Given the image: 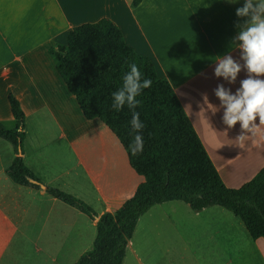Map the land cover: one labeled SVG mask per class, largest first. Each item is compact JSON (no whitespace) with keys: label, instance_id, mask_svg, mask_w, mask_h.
I'll return each mask as SVG.
<instances>
[{"label":"crops","instance_id":"1","mask_svg":"<svg viewBox=\"0 0 264 264\" xmlns=\"http://www.w3.org/2000/svg\"><path fill=\"white\" fill-rule=\"evenodd\" d=\"M244 0H0V125L16 127L8 95L25 115L22 159L46 186L87 204L97 218L114 214L143 177L116 136L84 118L55 70L48 48L65 46L75 27L112 21L137 54L147 57L174 91L223 184L237 189L264 166V125L241 146L214 95L215 61L230 54ZM242 64V61H240ZM264 79V77H260ZM15 153L0 138V264H75L93 249L97 220L6 174ZM144 258H146L144 260ZM122 264H264V239H252L232 212L192 211L180 201L154 205L138 220Z\"/></svg>","mask_w":264,"mask_h":264},{"label":"trees","instance_id":"2","mask_svg":"<svg viewBox=\"0 0 264 264\" xmlns=\"http://www.w3.org/2000/svg\"><path fill=\"white\" fill-rule=\"evenodd\" d=\"M142 0H132L135 8ZM55 70L74 96L84 118L100 120L119 140L131 168L143 177L134 195L114 214L99 217L93 249L75 264H122L126 247L139 218L157 204L180 201L195 212L219 206L232 212L244 224L252 239H264V166L237 189L227 188L220 179L198 135L170 84L156 74L151 61L126 45L119 28L109 19L81 24L67 35L65 46L48 48ZM135 62L142 78L152 81L137 99L144 128L143 151L133 156L129 144L131 112L125 106L112 109V93L123 83L129 65ZM10 112L16 121L12 130L0 125V138L13 146L15 158L7 176L21 186L40 189L78 209L90 219L96 213L81 200L46 186L22 159L25 115L19 102L8 95ZM18 148L21 154H18ZM31 178L38 185L28 182Z\"/></svg>","mask_w":264,"mask_h":264},{"label":"clouds","instance_id":"3","mask_svg":"<svg viewBox=\"0 0 264 264\" xmlns=\"http://www.w3.org/2000/svg\"><path fill=\"white\" fill-rule=\"evenodd\" d=\"M228 2L237 3L238 0ZM235 15L243 21L236 25L239 31L232 42V46L240 52L239 61L230 54L220 56L215 61L214 76L232 84L243 69L246 71V78L240 82L235 93L223 84H218L214 95L224 109L222 122L229 129L240 125L241 134L237 141L244 146L249 138L247 133L252 134L257 127L255 121L258 119L259 124L264 125V79L260 78L264 77V0H244L243 6L236 9ZM151 85L152 81L142 78L138 65L133 62L123 76L122 86L112 93V109L119 112L126 106L132 114L130 127L135 135L129 144V151L133 156L143 151V137L140 133L144 124L135 111L140 104L137 97Z\"/></svg>","mask_w":264,"mask_h":264},{"label":"water","instance_id":"4","mask_svg":"<svg viewBox=\"0 0 264 264\" xmlns=\"http://www.w3.org/2000/svg\"><path fill=\"white\" fill-rule=\"evenodd\" d=\"M18 154L19 155L21 154L20 148H18ZM28 182L31 183V184H34V185H38V183L35 180L31 179V178L28 179ZM40 188L43 189V186L40 185ZM93 219L97 220L98 218L96 216H94Z\"/></svg>","mask_w":264,"mask_h":264},{"label":"rangeland","instance_id":"5","mask_svg":"<svg viewBox=\"0 0 264 264\" xmlns=\"http://www.w3.org/2000/svg\"><path fill=\"white\" fill-rule=\"evenodd\" d=\"M146 258H144V260H145Z\"/></svg>","mask_w":264,"mask_h":264}]
</instances>
